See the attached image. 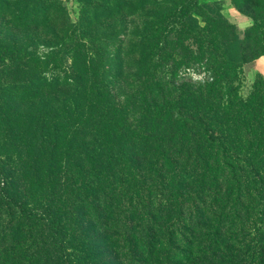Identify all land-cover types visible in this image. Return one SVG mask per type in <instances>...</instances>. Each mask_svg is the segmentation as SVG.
<instances>
[{
  "label": "trees",
  "instance_id": "obj_1",
  "mask_svg": "<svg viewBox=\"0 0 264 264\" xmlns=\"http://www.w3.org/2000/svg\"><path fill=\"white\" fill-rule=\"evenodd\" d=\"M78 2L75 22L64 0L17 1L46 22L59 12L61 90L0 140V264H160V251L170 264L182 241L210 252L239 234L264 264V228L251 236L264 74L245 90L264 0H232L253 19L245 31L223 0Z\"/></svg>",
  "mask_w": 264,
  "mask_h": 264
},
{
  "label": "rangeland",
  "instance_id": "obj_2",
  "mask_svg": "<svg viewBox=\"0 0 264 264\" xmlns=\"http://www.w3.org/2000/svg\"><path fill=\"white\" fill-rule=\"evenodd\" d=\"M17 1L0 0V140H5L8 134L10 137L30 125L33 113L36 112L40 117L52 106H57L55 100L58 99L61 90L57 85L62 58L58 39L59 12L54 8L56 20L46 22L43 16L46 10L44 6L17 4ZM64 2L76 22L80 17V3L78 0H64ZM223 2L225 14L232 23L243 31L253 24L251 15L238 9L232 0H223ZM53 30L56 35L52 33ZM262 56L258 58L259 62L256 60L252 63L251 68L249 66L245 68V90L254 81L255 70L264 74ZM36 122L37 120H34V123ZM263 220L264 183H254L252 184V227H254L251 236H255L258 228H264ZM211 224L214 225V222ZM227 236L221 238L214 236L215 246L210 252L198 247L200 242L198 240L194 249L188 247L186 241H182L176 247L170 248V264H255V251L250 238L240 234L237 239H232L236 238L234 236L230 238ZM166 254L167 251H160L158 257L160 264L166 260ZM93 261L91 264L99 262L120 264L121 259L116 256L110 258L103 256Z\"/></svg>",
  "mask_w": 264,
  "mask_h": 264
},
{
  "label": "crops",
  "instance_id": "obj_3",
  "mask_svg": "<svg viewBox=\"0 0 264 264\" xmlns=\"http://www.w3.org/2000/svg\"><path fill=\"white\" fill-rule=\"evenodd\" d=\"M262 57H264V55H263ZM257 61L259 62V59H257ZM257 64H258V66H259V63H257Z\"/></svg>",
  "mask_w": 264,
  "mask_h": 264
}]
</instances>
